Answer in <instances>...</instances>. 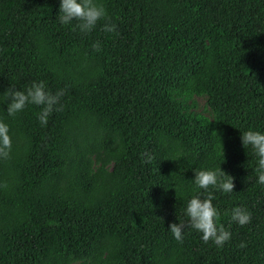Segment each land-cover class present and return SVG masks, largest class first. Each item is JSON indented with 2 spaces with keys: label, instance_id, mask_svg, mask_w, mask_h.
Wrapping results in <instances>:
<instances>
[{
  "label": "trees",
  "instance_id": "trees-1",
  "mask_svg": "<svg viewBox=\"0 0 264 264\" xmlns=\"http://www.w3.org/2000/svg\"><path fill=\"white\" fill-rule=\"evenodd\" d=\"M95 2L114 32L61 24L59 0H0V264H264V185L240 140L264 130V0ZM34 81L61 92L45 124L41 105L5 111L4 90ZM219 166L222 246L183 211L204 191L193 170Z\"/></svg>",
  "mask_w": 264,
  "mask_h": 264
},
{
  "label": "clouds",
  "instance_id": "clouds-1",
  "mask_svg": "<svg viewBox=\"0 0 264 264\" xmlns=\"http://www.w3.org/2000/svg\"><path fill=\"white\" fill-rule=\"evenodd\" d=\"M58 20L61 24H68L76 21L81 32L90 31L101 18L106 22L102 28L106 32H114L116 24L107 21L105 8L95 2V0H59ZM95 50L100 49L99 41L92 44ZM60 91L52 93L45 87L43 81H34L23 89L15 88L9 85L4 90L6 112L9 115L22 110L26 104L41 105L37 119L41 124L47 122V117L57 105ZM240 140L243 145L250 146L256 159V182L264 185V130L249 127L240 132ZM11 145L9 134V124L0 120V155L6 156ZM147 159H151L149 153H144ZM192 181L194 185L204 190L192 195L185 204L184 216L188 220V227L195 229L200 233V239L204 242L212 241L217 246H222L230 238V231L218 222L220 215L218 208L213 204V193L208 191L211 185L222 193H231L234 189L233 177L226 174L219 166V169L201 168L193 170ZM232 221L238 224H245L250 219V213L243 207L233 206L230 210ZM185 223L183 220L169 222V230L174 239L180 241L183 239Z\"/></svg>",
  "mask_w": 264,
  "mask_h": 264
},
{
  "label": "rangeland",
  "instance_id": "rangeland-1",
  "mask_svg": "<svg viewBox=\"0 0 264 264\" xmlns=\"http://www.w3.org/2000/svg\"><path fill=\"white\" fill-rule=\"evenodd\" d=\"M203 100H204V99H202V98H199V99H198V101H199L200 103L203 102Z\"/></svg>",
  "mask_w": 264,
  "mask_h": 264
}]
</instances>
